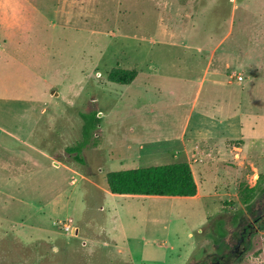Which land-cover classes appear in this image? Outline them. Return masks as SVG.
Returning a JSON list of instances; mask_svg holds the SVG:
<instances>
[{
  "label": "rangeland",
  "instance_id": "374dc122",
  "mask_svg": "<svg viewBox=\"0 0 264 264\" xmlns=\"http://www.w3.org/2000/svg\"><path fill=\"white\" fill-rule=\"evenodd\" d=\"M182 161L199 195L102 186ZM0 262L264 264V0H0Z\"/></svg>",
  "mask_w": 264,
  "mask_h": 264
},
{
  "label": "trees",
  "instance_id": "16d2710c",
  "mask_svg": "<svg viewBox=\"0 0 264 264\" xmlns=\"http://www.w3.org/2000/svg\"><path fill=\"white\" fill-rule=\"evenodd\" d=\"M138 76L137 69L115 67L108 73V79L120 84H130ZM91 122L83 127L85 140L89 142L90 134L95 133L101 118L98 112H93ZM69 151L77 153L75 158L80 159V146H72ZM102 185L115 194H139L156 196H195L198 194V185L189 161L174 162L146 167H136L106 174ZM219 254V253H218ZM218 256L217 261L221 262ZM0 264H4L0 262ZM223 264V263H222Z\"/></svg>",
  "mask_w": 264,
  "mask_h": 264
},
{
  "label": "crops",
  "instance_id": "0c3cea01",
  "mask_svg": "<svg viewBox=\"0 0 264 264\" xmlns=\"http://www.w3.org/2000/svg\"><path fill=\"white\" fill-rule=\"evenodd\" d=\"M243 80V79H242ZM29 115V114H28ZM102 115H104V112L102 113ZM29 117H30V120L28 121V123L30 124V128L29 129H27L26 131H24V132H26L24 135L25 136H18L19 137V141L21 142L20 144H21V148L23 149V150H32V151H34V152H36V154L37 155H39V154H42V155H44V156H46L47 158H53V160L52 161H54V163L56 164V165H61V164H63L64 162H62L61 160H58L57 158H55L54 157V155H51L49 152H47L46 150H42L41 149V146H40V144H38V142H36V141H34V135H35V132H36V129H37V127H38V125H39V123H40V119H41V117H42V114H41V112L40 113H38V114H36V115H29ZM101 118V117H100ZM100 124H101V122H100ZM99 124V125H100ZM98 125V126H99ZM98 128V127H97ZM186 129H183V131H182V133H181V136H180V140H182L183 141V146H184V148H179L178 150H184V151H186L187 153H189V152H192L193 153V156L194 157H198L197 156V154H196V151H197V148H195L194 146L193 147H189L188 145H186L185 144V138H186ZM197 140V139H196ZM198 140H199V138H198ZM132 142V139H129L128 140V143L129 142ZM33 152V153H34ZM34 155H35V153H34ZM34 157V156H33ZM192 159V158H191ZM190 162V161H189ZM192 165V164H191ZM198 185V184H197ZM103 186V185H102ZM103 188L104 189H106L104 186H103ZM107 190V189H106ZM109 191V190H108ZM200 194V190H199V188H198V194L197 195H199ZM131 195H139V194H131ZM196 196V195H195Z\"/></svg>",
  "mask_w": 264,
  "mask_h": 264
},
{
  "label": "built area",
  "instance_id": "2783aa9c",
  "mask_svg": "<svg viewBox=\"0 0 264 264\" xmlns=\"http://www.w3.org/2000/svg\"><path fill=\"white\" fill-rule=\"evenodd\" d=\"M237 77H238L239 80H242L243 79V77L241 75H238ZM67 228L70 229L71 227L68 225Z\"/></svg>",
  "mask_w": 264,
  "mask_h": 264
}]
</instances>
